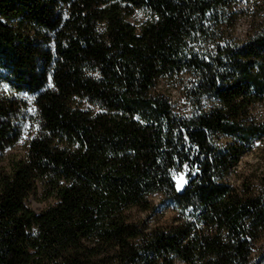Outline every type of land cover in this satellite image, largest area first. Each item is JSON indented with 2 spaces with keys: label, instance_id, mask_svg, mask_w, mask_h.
<instances>
[{
  "label": "trees",
  "instance_id": "16d2710c",
  "mask_svg": "<svg viewBox=\"0 0 264 264\" xmlns=\"http://www.w3.org/2000/svg\"><path fill=\"white\" fill-rule=\"evenodd\" d=\"M237 1L0 0V264H264V176L224 182L264 138V0L240 45L222 29ZM183 72L182 117L155 88ZM154 194L181 217L145 232L129 212Z\"/></svg>",
  "mask_w": 264,
  "mask_h": 264
},
{
  "label": "rangeland",
  "instance_id": "374dc122",
  "mask_svg": "<svg viewBox=\"0 0 264 264\" xmlns=\"http://www.w3.org/2000/svg\"><path fill=\"white\" fill-rule=\"evenodd\" d=\"M229 15H233L234 18L230 21L231 23L222 28L224 33L232 36V41L238 45L247 38L251 33L252 29L257 25V14L256 5L251 4L249 0H238L237 4L234 5L231 10L227 12ZM151 18L150 13L144 9H133L125 15V20L136 28H139L143 23L149 21ZM256 19V20H255ZM232 24V28H230ZM194 82L193 77L190 73L183 72L180 75H176L166 80H159L156 85L155 91L160 92L164 95L170 96L176 112L182 117L191 116L198 112L193 107L191 101L186 96L187 88H189ZM216 101L214 99H206L202 102V106L205 110L211 108ZM251 115L257 122H264V103L256 104L252 107ZM32 121H25L22 132L23 136L21 141L14 146L13 149H9L6 155L24 152V142L33 135ZM229 141L225 137L219 139L221 146L229 145ZM179 174H177L178 176ZM264 176V138L256 140L251 148L246 150L242 155V158L236 166H234L229 175L224 178V182L242 188V186H248L255 191H260L261 180ZM185 177V175H184ZM186 179V178H185ZM176 183V181H175ZM185 185V184H184ZM183 185V186H184ZM181 189L180 191H182ZM152 209L148 211H137L132 209L129 212L131 221L142 222L145 232H150L156 229H166L171 227L172 224H176L178 219L181 217L180 211L173 202H169L163 199L161 194H154L149 198ZM49 201H42L41 195L38 194L36 197L32 196L26 201L27 207L39 212L47 206Z\"/></svg>",
  "mask_w": 264,
  "mask_h": 264
},
{
  "label": "snow or ice",
  "instance_id": "6c2138e0",
  "mask_svg": "<svg viewBox=\"0 0 264 264\" xmlns=\"http://www.w3.org/2000/svg\"><path fill=\"white\" fill-rule=\"evenodd\" d=\"M4 87H5V89H7L8 85L5 84ZM184 167H188V166L184 165ZM173 179L176 181L175 186H176L177 191H180L182 189L183 185L187 182L183 173H180L178 176L176 174H174Z\"/></svg>",
  "mask_w": 264,
  "mask_h": 264
}]
</instances>
